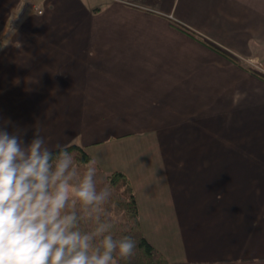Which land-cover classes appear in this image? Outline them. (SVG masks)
I'll return each mask as SVG.
<instances>
[{
  "label": "crops",
  "instance_id": "crops-1",
  "mask_svg": "<svg viewBox=\"0 0 264 264\" xmlns=\"http://www.w3.org/2000/svg\"><path fill=\"white\" fill-rule=\"evenodd\" d=\"M201 39L264 60V0H0V124L123 172L168 264H264V154L216 153L195 69L242 67Z\"/></svg>",
  "mask_w": 264,
  "mask_h": 264
},
{
  "label": "clouds",
  "instance_id": "clouds-1",
  "mask_svg": "<svg viewBox=\"0 0 264 264\" xmlns=\"http://www.w3.org/2000/svg\"><path fill=\"white\" fill-rule=\"evenodd\" d=\"M0 124V264H116L134 255L129 236L115 239L102 219L112 192L97 188V161L81 172L67 146L55 153L38 128L27 144L21 130ZM83 220L95 222L81 230Z\"/></svg>",
  "mask_w": 264,
  "mask_h": 264
},
{
  "label": "rangeland",
  "instance_id": "rangeland-1",
  "mask_svg": "<svg viewBox=\"0 0 264 264\" xmlns=\"http://www.w3.org/2000/svg\"><path fill=\"white\" fill-rule=\"evenodd\" d=\"M227 53L238 62L243 71L248 69L264 76V60L255 57L242 60ZM195 69L203 96L201 106L207 107L209 103L215 109V113L209 117L210 122L213 121L216 125V153L264 154V115L259 113L264 108V83L203 48H200V61ZM206 111L207 108L200 115L208 118ZM225 123L230 125L231 130L226 133ZM210 129H204L205 135L213 133L211 127ZM187 139L189 140L188 136ZM189 153H193V149Z\"/></svg>",
  "mask_w": 264,
  "mask_h": 264
},
{
  "label": "trees",
  "instance_id": "trees-1",
  "mask_svg": "<svg viewBox=\"0 0 264 264\" xmlns=\"http://www.w3.org/2000/svg\"><path fill=\"white\" fill-rule=\"evenodd\" d=\"M200 41L207 47L232 60L225 50L205 42V40L201 39ZM249 71L264 80V76L261 74ZM67 148L73 155L74 163L82 172L84 166L93 158L79 145L70 144ZM52 151L55 153L56 149ZM96 167L97 188L100 189L108 185L112 192L109 202L104 206L105 214L102 219L108 220L113 224L111 234L115 239L129 236L136 242L134 255L126 259H122L118 255L114 256L116 264H168L165 257L147 241L143 234L135 195L127 176L121 171L106 173L97 164ZM80 227L83 231H91L95 227V222L83 220L80 223Z\"/></svg>",
  "mask_w": 264,
  "mask_h": 264
},
{
  "label": "built area",
  "instance_id": "built-area-1",
  "mask_svg": "<svg viewBox=\"0 0 264 264\" xmlns=\"http://www.w3.org/2000/svg\"><path fill=\"white\" fill-rule=\"evenodd\" d=\"M34 10L37 11L38 13H41L42 12L41 9L38 8V7H34Z\"/></svg>",
  "mask_w": 264,
  "mask_h": 264
}]
</instances>
